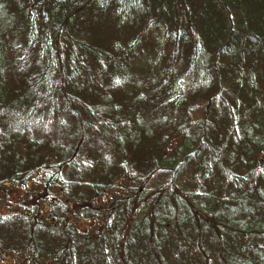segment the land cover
Returning <instances> with one entry per match:
<instances>
[{"label": "trees", "instance_id": "trees-1", "mask_svg": "<svg viewBox=\"0 0 264 264\" xmlns=\"http://www.w3.org/2000/svg\"><path fill=\"white\" fill-rule=\"evenodd\" d=\"M0 264H264V0H0Z\"/></svg>", "mask_w": 264, "mask_h": 264}, {"label": "rangeland", "instance_id": "rangeland-1", "mask_svg": "<svg viewBox=\"0 0 264 264\" xmlns=\"http://www.w3.org/2000/svg\"><path fill=\"white\" fill-rule=\"evenodd\" d=\"M16 194H17V192L14 190V191H12L11 192V199H13L15 196H16ZM88 226V224H85V225H81V227L83 228V227H87ZM8 262H10V261H8Z\"/></svg>", "mask_w": 264, "mask_h": 264}]
</instances>
